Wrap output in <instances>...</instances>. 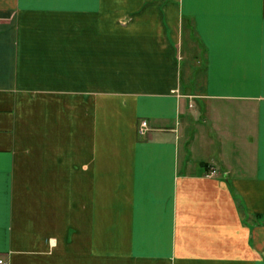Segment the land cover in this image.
<instances>
[{"label": "crops", "instance_id": "1", "mask_svg": "<svg viewBox=\"0 0 264 264\" xmlns=\"http://www.w3.org/2000/svg\"><path fill=\"white\" fill-rule=\"evenodd\" d=\"M0 258L264 264V0H0Z\"/></svg>", "mask_w": 264, "mask_h": 264}, {"label": "built area", "instance_id": "2", "mask_svg": "<svg viewBox=\"0 0 264 264\" xmlns=\"http://www.w3.org/2000/svg\"><path fill=\"white\" fill-rule=\"evenodd\" d=\"M148 130V123L146 119H142L139 123L138 131L140 134H144ZM216 169L214 167L209 168L208 174H214ZM0 264H7L3 258H0Z\"/></svg>", "mask_w": 264, "mask_h": 264}, {"label": "rangeland", "instance_id": "3", "mask_svg": "<svg viewBox=\"0 0 264 264\" xmlns=\"http://www.w3.org/2000/svg\"><path fill=\"white\" fill-rule=\"evenodd\" d=\"M184 35H186V34H184ZM186 38H187V37H186ZM186 43H187V39H186ZM187 60H188V59H185V60H184V66H185V63H186ZM192 70H193V68H192ZM75 93H76V92H75ZM95 93H97V92H95ZM77 98H78V97H76L75 101L77 100ZM70 100H73V92H70ZM77 114H78V115H81L80 112L77 113V109H76V111L74 112V117L77 116ZM70 116H73V112H70ZM142 119H145V118H142ZM142 119H141V120H142ZM141 120L139 121V123L141 122ZM139 123H138V128H139ZM147 123H148V120H147ZM149 130H150V127H149V123H148V130H147L144 134H140L139 131H138V133H139L140 135H145V134L148 133Z\"/></svg>", "mask_w": 264, "mask_h": 264}]
</instances>
